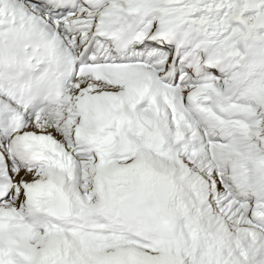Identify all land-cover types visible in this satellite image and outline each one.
Here are the masks:
<instances>
[{
  "label": "snow or ice",
  "instance_id": "6c2138e0",
  "mask_svg": "<svg viewBox=\"0 0 264 264\" xmlns=\"http://www.w3.org/2000/svg\"><path fill=\"white\" fill-rule=\"evenodd\" d=\"M0 264H264V0H0Z\"/></svg>",
  "mask_w": 264,
  "mask_h": 264
}]
</instances>
